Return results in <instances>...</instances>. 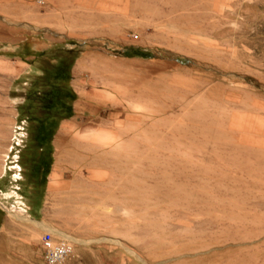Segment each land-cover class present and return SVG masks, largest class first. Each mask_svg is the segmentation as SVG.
Instances as JSON below:
<instances>
[{
  "label": "rangeland",
  "instance_id": "obj_1",
  "mask_svg": "<svg viewBox=\"0 0 264 264\" xmlns=\"http://www.w3.org/2000/svg\"><path fill=\"white\" fill-rule=\"evenodd\" d=\"M5 215L62 264H264V0H0Z\"/></svg>",
  "mask_w": 264,
  "mask_h": 264
},
{
  "label": "crops",
  "instance_id": "obj_2",
  "mask_svg": "<svg viewBox=\"0 0 264 264\" xmlns=\"http://www.w3.org/2000/svg\"><path fill=\"white\" fill-rule=\"evenodd\" d=\"M28 214V212L20 213ZM30 229H16L5 215L0 222V264H42L40 252L41 227L35 216ZM41 238V237H40Z\"/></svg>",
  "mask_w": 264,
  "mask_h": 264
},
{
  "label": "built area",
  "instance_id": "obj_3",
  "mask_svg": "<svg viewBox=\"0 0 264 264\" xmlns=\"http://www.w3.org/2000/svg\"><path fill=\"white\" fill-rule=\"evenodd\" d=\"M40 252L42 264H62L73 254V247L67 239L46 232L40 238Z\"/></svg>",
  "mask_w": 264,
  "mask_h": 264
},
{
  "label": "bare ground",
  "instance_id": "obj_4",
  "mask_svg": "<svg viewBox=\"0 0 264 264\" xmlns=\"http://www.w3.org/2000/svg\"><path fill=\"white\" fill-rule=\"evenodd\" d=\"M75 125H76V124H75ZM63 132H64V131H63ZM67 132H68V131H67ZM67 132H66V133H67ZM61 133H62V132H61ZM57 140H58V139H57ZM61 141H62V140H61ZM77 141H78V140H77ZM77 141H76V142H77ZM64 142H65V140H64ZM64 142L62 141V143H64ZM62 145H63V144H62ZM62 145H61V146H62ZM58 148H59V147H58ZM63 148H64V147H63ZM61 149H62V148H61ZM61 149H60V150H61ZM68 149H69V148H68ZM68 149H67V150H68ZM72 149H73V147H72ZM75 149H76V148H75ZM81 149H82V148H81ZM62 150H63V149H62ZM89 150H90V149H89ZM89 150H87V151H89ZM64 151H66V150L64 149ZM59 152H60V151H59ZM75 152H76V151H75ZM77 152H78V151H77ZM60 153H61V152H60ZM88 153H89V152H88ZM71 154H72V153H71ZM75 154H76V153H75ZM65 155H66V156H65ZM65 155L62 154L63 157H62V156H58V155H56V157H57V158H56L57 163L60 164L61 162L64 161V162H67L68 164H70L71 166H74V163H75L74 158L68 156V155H67V151H66ZM76 155L78 156V154H76ZM76 155H75V156H76ZM80 157H81V155H80ZM82 157H83V156H82ZM77 158H78V157H77ZM84 158H85V157H84ZM64 159H65V160H64ZM66 160H67V161H66ZM84 160H85V159H84ZM76 163H78V161H77ZM76 163H75V164H76ZM79 165H80V164H79ZM56 166H57V165H56ZM56 166H55V167H56ZM64 166H66V165H64ZM64 166H63V167H64ZM76 166H77V165H76ZM66 167H67V166H66ZM58 168H59V167H58ZM56 169H57V168H56ZM69 169H70V168H69ZM53 171H54V170H53ZM59 173H60V172H59ZM57 182H59V181H58V176H57V174H56V170H55V171L52 173L51 177L49 178V185H50V186H49V189H50L49 192H50L51 194H52V193H53V194H59L60 189H58L59 187H58V185H57V184H58ZM57 187H58V188H57ZM70 189H71V193H70L69 197H67V198H69V199H74V200H75V199H76V195H75V194H77V193H76L77 191H75V188H73V189L70 188ZM70 189H69V190H70ZM49 196H50V195H49ZM63 202H64V201H63ZM73 210H74V209H73ZM69 242H70V241H69Z\"/></svg>",
  "mask_w": 264,
  "mask_h": 264
}]
</instances>
